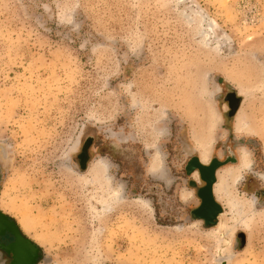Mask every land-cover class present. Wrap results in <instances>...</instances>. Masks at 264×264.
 <instances>
[{"label": "rangeland", "instance_id": "374dc122", "mask_svg": "<svg viewBox=\"0 0 264 264\" xmlns=\"http://www.w3.org/2000/svg\"><path fill=\"white\" fill-rule=\"evenodd\" d=\"M226 94L264 124V0H0L1 212L42 238L21 231L43 264H220L190 218L209 117L210 161L246 151L230 193L264 209L262 142L238 133ZM220 237L264 264V221L248 252L240 227Z\"/></svg>", "mask_w": 264, "mask_h": 264}, {"label": "bare ground", "instance_id": "6f19581e", "mask_svg": "<svg viewBox=\"0 0 264 264\" xmlns=\"http://www.w3.org/2000/svg\"><path fill=\"white\" fill-rule=\"evenodd\" d=\"M245 100L246 99H243L239 108L237 109L236 115L234 117V127L236 130H238L240 135L259 137L261 139L262 148L264 151V137H262V134L264 133V124L259 125L254 120H252L251 114L249 112L250 108ZM217 123V119L214 117H209V119H207V126L205 132L202 134L203 138L200 140L198 146V159L200 163L204 165L208 164L210 161L213 139L215 137L214 132L216 131L215 128ZM250 166L251 162L248 158L247 152L241 151L239 162L236 167L222 168L216 174L214 195L216 200L219 203H222V205L230 213L233 222L230 223L231 225L226 223L222 214L216 226L209 230H211L210 237L213 238L216 243L222 244L223 249L221 251V258L219 261L225 262L226 264H243L244 259L243 257L231 252L230 240L228 238L223 240L220 237V234L225 233L227 237H232L233 233L235 232V228L240 227V229H242V231L245 232L247 236L246 246L243 251L248 252L257 230L258 222H260V220L264 221V209H255L257 200L254 197L251 196L249 198H244L232 196L230 193V189L234 188L240 183L242 180L241 175L244 173V171L249 170ZM259 178L264 182V174L260 175ZM121 204L122 200L120 195L110 194L107 196L105 201L99 204V206L101 207L102 211L106 212V214H111L113 212L112 210ZM0 211H2L1 207ZM17 225H19V228L26 236L40 245L42 238L34 239L30 236L31 233L29 229V223L23 217L20 218Z\"/></svg>", "mask_w": 264, "mask_h": 264}, {"label": "flooded vegetation", "instance_id": "af4514ba", "mask_svg": "<svg viewBox=\"0 0 264 264\" xmlns=\"http://www.w3.org/2000/svg\"><path fill=\"white\" fill-rule=\"evenodd\" d=\"M224 104H226L229 110V116L234 118L235 112L237 111V101L234 99V96L226 94L224 96ZM226 155L224 160L213 158L206 165L192 160L187 166V173L192 178L191 188L194 192L193 197L197 202V205L190 212V218L199 221L207 229L215 227L222 215L220 204L214 195L216 174L226 166L237 165V158L229 154ZM248 181L249 184L253 182L251 178ZM261 195H264V192H260ZM239 239L244 240V237L239 236ZM15 241V237L8 231L0 235V258L5 264H11L13 262V253L7 254L3 248L14 244ZM18 247L20 250L25 249L22 246ZM41 262L42 252L39 249L36 264H40Z\"/></svg>", "mask_w": 264, "mask_h": 264}, {"label": "water", "instance_id": "95a60500", "mask_svg": "<svg viewBox=\"0 0 264 264\" xmlns=\"http://www.w3.org/2000/svg\"><path fill=\"white\" fill-rule=\"evenodd\" d=\"M5 231L11 233L16 240L14 244L3 248L7 254L13 253V262L11 264H36L38 247L22 234L15 221L0 211V235L4 234ZM18 246H22L25 249L20 250ZM220 264L226 263L221 262Z\"/></svg>", "mask_w": 264, "mask_h": 264}]
</instances>
